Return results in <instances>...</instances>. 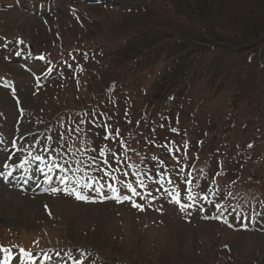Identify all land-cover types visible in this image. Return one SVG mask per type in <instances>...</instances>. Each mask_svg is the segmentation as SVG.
<instances>
[{
    "label": "rangeland",
    "instance_id": "1",
    "mask_svg": "<svg viewBox=\"0 0 264 264\" xmlns=\"http://www.w3.org/2000/svg\"><path fill=\"white\" fill-rule=\"evenodd\" d=\"M253 1L0 0V172L24 166L26 185L0 177V251L264 264Z\"/></svg>",
    "mask_w": 264,
    "mask_h": 264
},
{
    "label": "snow or ice",
    "instance_id": "2",
    "mask_svg": "<svg viewBox=\"0 0 264 264\" xmlns=\"http://www.w3.org/2000/svg\"><path fill=\"white\" fill-rule=\"evenodd\" d=\"M41 59H43V57H41ZM36 159L37 160H40V159H42V157H36ZM110 188H111V186H109ZM129 187H131V186H129ZM55 191V190H54ZM112 191H116V189H114V188H112ZM131 191H132V193L134 194V195H138V193L136 192V189H134V188H131ZM77 198L78 199H85V197H83V196H81V195H78L77 196ZM114 199H116L117 200V202H123V200H130L131 199V197H129V196H124V197H120L118 194L115 196V197H113ZM134 206H136V207H140V205H136V204H134ZM26 255H28V254H26Z\"/></svg>",
    "mask_w": 264,
    "mask_h": 264
},
{
    "label": "trees",
    "instance_id": "3",
    "mask_svg": "<svg viewBox=\"0 0 264 264\" xmlns=\"http://www.w3.org/2000/svg\"><path fill=\"white\" fill-rule=\"evenodd\" d=\"M255 2V3H254ZM264 3L263 0H254L253 1V5H262ZM260 33H264V29H261V30H256V34L254 33L253 35V39L254 38H260ZM252 41V39L248 40V42ZM217 42V39H215V43ZM208 43V42H207ZM212 43V42H211ZM245 43V42H242V44ZM244 45V44H243Z\"/></svg>",
    "mask_w": 264,
    "mask_h": 264
}]
</instances>
